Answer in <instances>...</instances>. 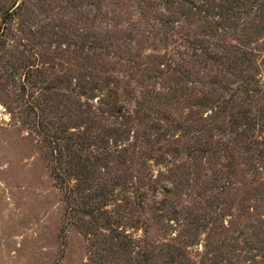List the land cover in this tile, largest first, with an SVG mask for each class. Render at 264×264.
I'll list each match as a JSON object with an SVG mask.
<instances>
[{"label":"trees","instance_id":"trees-1","mask_svg":"<svg viewBox=\"0 0 264 264\" xmlns=\"http://www.w3.org/2000/svg\"><path fill=\"white\" fill-rule=\"evenodd\" d=\"M160 7L154 15L156 43L152 48L165 43L171 30L184 31L182 24L196 22L198 33L189 40L190 60L186 62L195 69L183 71L164 51L149 54L146 58L151 63L158 60L170 76L157 89L145 86L142 77L135 79L136 87H129L133 72L145 70V63L118 56L114 62L121 69L117 70L119 75L104 74L106 68L97 61L105 54L102 49L110 47V36L102 34L76 44V65L82 71L73 77L70 72L76 65L69 67L64 79H57L65 81L67 88L59 91L57 86L53 92L55 109L62 111L58 106L64 98L66 112L58 113L47 124L42 123L47 118L42 112L43 101L31 106L41 115L37 127L47 147L48 173L67 215L86 237L87 264H234L230 254L240 256L245 244L264 249V176L255 169L241 174L238 187L231 186L234 159H243L242 153L251 147L261 151L255 145L260 134L254 131L264 129V87L249 86V73L255 69L250 57L253 48L242 39L264 31V0H160ZM7 11L0 13V57L11 52L5 36L11 13ZM244 18L253 20L245 22ZM250 27L251 31L245 30ZM227 35L242 44L223 43ZM206 37L215 38V42L207 45ZM161 67L157 69L162 71ZM21 69L23 78L28 79L32 74L29 65ZM199 72L208 76V84L189 87L188 94L197 91L193 101L196 110L186 120L196 122L191 140L186 141L180 138L182 134L170 132L182 127L180 121L167 124L160 115L165 106L179 109L182 75L186 78ZM232 81L238 83L230 85ZM223 92L228 93L224 98ZM255 100L261 104L254 105V113L249 115L248 106ZM203 108L209 109L208 114L203 115ZM225 126L230 130L218 134L216 130ZM212 131L220 136L213 138ZM221 156L220 162L210 165ZM155 165L160 168L153 174L150 168ZM195 206L201 212H195ZM144 212L149 222L134 223L137 219L131 216ZM225 215L229 216L226 225ZM232 216L236 222L243 221L238 232H245L248 238L239 242L227 239ZM125 225L140 228L141 234L135 236L122 228ZM150 227L159 238H148ZM176 227V233L167 234ZM199 227L205 229L203 249L187 251L195 245ZM250 239L258 240L259 246Z\"/></svg>","mask_w":264,"mask_h":264},{"label":"rangeland","instance_id":"rangeland-1","mask_svg":"<svg viewBox=\"0 0 264 264\" xmlns=\"http://www.w3.org/2000/svg\"><path fill=\"white\" fill-rule=\"evenodd\" d=\"M159 8H161L160 0H0V13L4 10L11 12L6 20L8 27L5 35L11 52L6 51V54L0 57V264H87L86 237L75 224L74 219H70L67 215L60 193L49 176L47 147L37 127L41 115L36 114L39 111L37 108L34 111L31 106L43 101L42 112L47 118L42 120V123L52 120L60 112H66L63 104L67 101L64 98H62L64 103L58 106L62 111L55 109L53 92L57 86L59 91L68 86L65 81L59 83L57 79L63 80L62 76L68 74V68H74L76 65L78 61L75 60L78 55L76 49H79L75 47L76 44L87 43L89 39L100 38L102 34L110 36L109 44H111L110 47L102 49L105 54H100V59L97 61V63L102 62V68H106L104 74L119 75L117 70L121 69H118V64L114 62L118 56L130 57L137 63L147 65L145 70L133 72L129 87H136L138 83L135 79L142 77L145 86L151 85L157 89L165 84V78L170 76L171 72H165V69L158 65V60L155 59L151 63V60L146 58L149 54L160 55L164 51L171 62L179 64L183 71L188 70L189 67L194 70L195 67L189 66L186 62L190 60L189 40L198 33L196 22L182 24L184 31L171 30L165 43H158L152 48L153 43H156L154 15L156 17ZM244 20L249 22L253 19L244 18ZM241 22L245 23L240 20L239 23ZM252 27L245 30L249 32ZM186 33L187 39L182 37ZM57 34L61 36L58 37ZM205 40L208 45L212 38L206 37ZM242 40L245 42L244 45L253 48L250 57L255 69L249 73V86L262 89L264 31L249 36L246 41ZM212 42H215V38ZM222 42L242 44L237 39H233V35H227ZM116 44L118 47H115V51L113 45ZM24 64L29 65L32 71L26 80L21 69ZM158 67L163 70L160 71ZM111 68L114 69L110 71ZM81 71L76 65L70 75L79 77L78 72ZM203 74L204 72L196 75L190 73L187 79L182 75L181 92L183 93L179 109H173L172 105L165 106L161 111L160 116H164V119L163 117L160 119L164 123L173 125L176 120L180 121L182 127L170 132L182 134L180 136L182 140H191V131L196 121L188 122L186 118L196 110L193 101L197 91L193 89L201 87L199 82L203 85L208 84V76L203 77ZM197 78L200 81L197 82ZM235 83L238 82L232 81L230 85ZM38 84L40 88L37 87ZM192 86L194 92L188 94L189 87ZM42 87L45 89H41ZM222 94L223 98L228 95L224 92ZM239 94L242 96L241 93ZM95 99L93 102H96ZM256 104L259 106L261 101L255 100L249 104L247 114L254 113ZM208 112L209 109L203 115ZM188 123L192 125L188 127ZM228 129L225 126L216 131H219L218 134H225ZM211 133L213 138L220 136L215 135V131ZM254 133L260 134L255 140V145L261 151L256 152V149L251 147L250 151L242 153L243 159H234L235 162L231 167L235 178L232 187H238L237 180L241 178V174L248 175L249 171L257 169L258 175L264 176V129ZM232 153L235 158L236 152L232 151ZM220 159L222 160L223 157L215 159L210 165H215ZM248 161L251 162L250 165L244 164ZM159 168V165H155L150 170L155 174ZM230 190L232 192V189ZM147 203H151V200ZM181 204L185 205V201L181 200ZM194 211L201 212V208L195 206ZM223 212L228 213L226 209ZM131 218L137 219L133 222L138 224H140L138 220L149 222L147 212L133 214ZM224 220L226 225L229 216L225 215ZM242 222L234 221L232 216V224L227 232L229 241L235 238L236 242H239L242 238L249 237V235L244 236L245 232L242 234L238 232L243 226ZM122 228L135 236L141 234L140 228L137 230L128 225ZM177 231L176 227L175 230L170 229L167 234L171 232L174 234ZM204 233L205 229L201 227L195 231L196 243L187 251L200 252L203 249ZM156 234L155 228L150 227L148 238L151 240L159 238ZM252 243L256 246L260 244L256 239H253ZM234 254L236 253L230 254L231 263L264 264L262 248L248 247L245 244L240 256Z\"/></svg>","mask_w":264,"mask_h":264}]
</instances>
